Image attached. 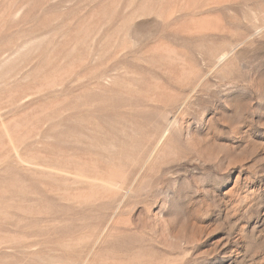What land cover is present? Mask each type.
Instances as JSON below:
<instances>
[{
	"label": "rangeland",
	"instance_id": "374dc122",
	"mask_svg": "<svg viewBox=\"0 0 264 264\" xmlns=\"http://www.w3.org/2000/svg\"><path fill=\"white\" fill-rule=\"evenodd\" d=\"M0 264H264V0H0Z\"/></svg>",
	"mask_w": 264,
	"mask_h": 264
},
{
	"label": "bare ground",
	"instance_id": "6f19581e",
	"mask_svg": "<svg viewBox=\"0 0 264 264\" xmlns=\"http://www.w3.org/2000/svg\"><path fill=\"white\" fill-rule=\"evenodd\" d=\"M29 100V99H28ZM163 141V140H162ZM162 143V142H161ZM160 143V144H161ZM158 147L159 146H157L156 148H155V150L152 152V155H151V157H150V160L152 159V157H154V155L156 154V152H157V150H158ZM90 182V181H89ZM236 201H237V203H239V205L241 206V204L243 205V204H245V205H247L249 202V197L248 196H243V197H237L236 198ZM237 206H238V204H237ZM236 207V206H235Z\"/></svg>",
	"mask_w": 264,
	"mask_h": 264
}]
</instances>
